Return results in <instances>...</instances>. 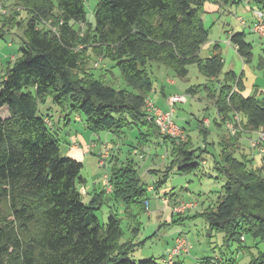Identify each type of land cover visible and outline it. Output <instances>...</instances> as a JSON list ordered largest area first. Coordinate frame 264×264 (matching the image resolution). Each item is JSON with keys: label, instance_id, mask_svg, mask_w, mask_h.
Listing matches in <instances>:
<instances>
[{"label": "trees", "instance_id": "1", "mask_svg": "<svg viewBox=\"0 0 264 264\" xmlns=\"http://www.w3.org/2000/svg\"><path fill=\"white\" fill-rule=\"evenodd\" d=\"M207 1L99 0L94 26L87 22L86 0H15L11 13L4 4L0 21L4 26L17 23L23 38L19 57L0 81V110L7 106L10 112L0 116V264H159L155 258L136 262L129 257L134 244L121 242L118 212L111 211L106 223H101L96 210L103 192L85 199L80 190L86 181L84 163L63 156L55 121L49 125V115L39 107L51 99L63 122H70L72 113H82L86 128L95 133L106 130L121 136L136 127L141 134L139 145L155 137L167 145L171 162L163 178L152 183L154 192L172 170H197L208 145L196 147L190 134L186 141L163 135L148 117L147 101L155 87L149 68L154 61L179 77H186L188 65L195 63L209 82L216 80L218 89L208 83L205 87L215 97L220 125L239 113L243 129L264 126V98L236 91L235 86L245 88L242 75L232 70L223 74L220 53L214 51L206 60L200 57L209 37L202 19ZM253 1V7L264 9V0ZM22 10L27 17H21ZM84 25L87 30L82 35ZM230 40L245 62L252 61L253 46L245 32L233 33ZM91 47L120 68L127 87L116 88L103 77L95 78L93 71L84 70L81 75L82 53ZM199 133L207 143L209 127H199ZM239 133L225 138L219 158L213 155L214 171L226 183L217 205L204 215L212 229L227 233L228 243L244 241L249 235L264 242L263 170L250 156H236ZM109 178L111 194L125 204L126 212L134 205L148 211V184L134 158L115 162ZM252 257L264 264V250ZM175 259L170 264H183ZM217 263L237 264L223 254L204 259V264Z\"/></svg>", "mask_w": 264, "mask_h": 264}, {"label": "rangeland", "instance_id": "2", "mask_svg": "<svg viewBox=\"0 0 264 264\" xmlns=\"http://www.w3.org/2000/svg\"><path fill=\"white\" fill-rule=\"evenodd\" d=\"M6 1L0 0V4L3 9L5 8L4 4L7 5L5 9L6 11L8 10V13H11L14 9L12 7L15 5V0ZM98 2L99 0H86L85 2L87 22L93 26L95 25V8ZM205 4L217 5L218 8L216 12H208L209 10L206 11L205 9L202 13L203 23L209 30V37L205 43L206 45L204 44L205 46L203 45L204 47L200 51V57L204 60L209 58L214 52V44L219 43L224 61L229 51L228 49H232L230 59L224 65L223 74L234 70L233 67H230V63L233 61L232 58H234L237 62L234 71L240 75L245 70V81L249 80L248 82H251L255 76H260L259 81L264 80V68L261 65L264 60L263 41L252 30V27H244L239 21V17H243L246 21H251L252 14L245 10V6L250 4L253 7L255 5L254 1L241 0L240 4L231 3L223 5L220 3V0H209ZM16 6L20 7L19 4ZM21 17H27L25 10L21 11ZM86 30V25L81 27L80 31L82 35L85 34ZM231 32L246 33V40L253 46L252 61L244 62L240 55L234 52L233 46L230 45ZM22 38L23 29L17 23L4 26L3 22L0 21V81L8 66H12L16 58L19 57ZM82 45L78 46V48L81 49L84 46ZM94 50V47L86 48L82 53L84 62L79 71L81 75L83 76L84 70L93 71L95 78L101 79L103 77L106 82L116 88L127 87L120 68L109 58L104 59L102 55L98 56ZM149 69L155 83V88L152 91L153 98L156 101L161 100L159 106L164 109H166L164 103L166 101L164 98L158 97L161 86H165L167 93L185 94V89L189 87H195L199 90L200 99L197 96L192 97L188 94L187 102L176 104L174 117L178 125L187 126L188 131H185L188 136L190 134L194 138L196 147L208 145V152L203 154V158H206V163L203 164V162L199 161L198 169L191 172L182 173L178 170H172L167 180L158 190V193L162 197H167L171 201L184 200L186 202H195L199 206L191 208L192 210L190 211L186 210L182 214L177 213L175 216H171L170 211L167 214L166 205L159 195L149 191L150 205L148 211H142L138 205H134L130 211L126 212L125 204L122 201H116L104 185L105 175L111 173L113 161L107 160L106 166H99V156L97 153L101 145L103 142H110L109 148L112 147L116 155L122 160L132 156L139 164L142 179L149 183L163 178V171L166 169L167 162H171L168 146L164 143H159L160 140L156 137L152 138L151 142L145 146L139 145L141 134L140 130L136 127L134 129H126L121 136H117L113 132L106 130L100 131L99 134L95 133L85 127L83 120L76 119L78 116L84 119V115L77 112L70 115L72 120L70 125H65L63 121L59 125L58 120L61 114L59 107L51 99L45 104L41 102L39 107L41 112L45 114L50 113V118L56 123L54 129L59 132L63 156L69 157L66 154L68 148L66 140L68 141L69 134L80 133L88 138L89 141L90 138H94L95 141L100 143L96 151L97 153L89 154L82 170V175L86 179V184L82 185V187L90 192L87 196L86 191L83 189L82 192L85 195V199L87 201L91 199V192H103L104 199L99 205L100 208L96 210V213L101 223H106L111 211L114 213L118 212V215L122 219L123 236L121 242L131 241L134 244L129 250V257L136 262L155 258L159 264H170L167 262V257L174 239L179 234H183L188 237L193 246L190 253H182L176 256V259L182 258L183 264H204V259L207 257H215L222 254L233 258L237 264H257L252 254L257 257L260 251L264 250L263 241H255L249 235L244 241L237 239L228 243L227 233L223 230L212 229L207 217L204 215L205 210L217 205L219 198L224 194V185L226 183V179L220 177L214 171L213 155L218 157L221 149L218 134H224L225 131L224 129L219 131L216 127L215 121L216 119H220L217 118L214 104H211L208 100L210 99V91L209 88L205 87L207 85V77L199 70L198 65L195 63L188 65L189 73L186 77H179L174 70L158 61H154ZM221 77L223 78V75ZM170 79H175L176 83L174 85L170 84L168 82ZM214 84L213 86L210 85V87L214 89L218 88V83ZM179 88H182V90ZM9 113L7 106H4L0 110V116L3 118L9 116ZM200 117L204 126H207L205 118L211 121V134L207 137V143L204 142L203 135L199 133L197 126ZM107 135H109L108 140L106 139ZM99 136L102 141L98 140ZM241 142L242 148L237 150L236 156L239 158H243V155L251 156L250 143L246 138ZM135 150L137 151L136 153ZM130 151H132V154H129ZM141 153H146V157H141ZM151 169H158L160 172L151 173ZM165 192H168L167 196L164 195ZM241 245L246 247H240Z\"/></svg>", "mask_w": 264, "mask_h": 264}, {"label": "crops", "instance_id": "3", "mask_svg": "<svg viewBox=\"0 0 264 264\" xmlns=\"http://www.w3.org/2000/svg\"><path fill=\"white\" fill-rule=\"evenodd\" d=\"M234 4H240V1L239 2H237V3H234ZM217 8H218V6L217 5H209V4H205V9H206V11L207 10H209L208 12H216L217 11ZM253 8H255V7H251L250 6V4H248V5H246L245 6V10L248 12V13H250V14H252V19H251V21H247V24H245V25H243L242 23H241V25H243L244 27H252V24H253V22H254V15H253ZM234 32V31H233ZM233 32H231L230 33V37H231V35L233 34ZM231 43V42H230ZM206 45V44H205ZM204 45V46H205ZM216 45H218V47L217 48H215V44H214V46H213V49H214V51L215 52H218V53H220L221 54V56H223V54L221 53V51H220V44L218 43H216ZM230 45H232L233 46V48H234V52H237L238 54H239V52H238V50H237V48H236V46L235 45H233L232 43L230 44ZM203 46V47H204ZM229 51H228V53L226 54V59H225V61H224V65L227 63V61L230 59V52L232 51V49H228ZM214 53V52H213ZM240 55V54H239ZM240 57L242 58V56L240 55ZM233 59V61H232V63H230V67H233L234 68V70H235V67L237 66V62H236V60L234 59V58H232ZM242 60H243V58H242ZM244 61V60H243ZM245 62V61H244ZM261 65H263V68H264V60L262 61V63H261ZM233 70V71H234ZM231 71V70H230ZM236 72V71H235ZM263 73H264V71H263ZM237 74V73H236ZM242 75V79H243V83H244V90H240L237 86H235V88H236V91H238L239 93H241L243 96H245V97H248V96H251V95H257L258 97H260V98H264V80H261V81H259V77L260 76H255V78L253 79V80H251V82H248L249 80H247V81H245L244 80V75H245V70L243 71V73L242 74H240V75H238L237 74V76H241ZM207 80V83H208V87L211 85V86H213V85H215L214 83H217V81L216 80H214V82H210L209 83V79L207 78L206 79ZM170 84H175L176 82H175V79H170L169 81H168ZM219 85V84H218ZM155 88V87H154ZM190 88V87H189ZM189 88H187V89H185V94H178V93H167V91H166V89H165V86H161L160 88H159V98H164V100L166 101V102H164L165 103V107H166V109H164V108H162L161 106H159V102H161V100H158V101H156L154 98H153V93H151L150 94V97H149V101H151L152 103H154L155 104V106H157V107H159V108H161V109H163V110H169L170 108H171V101H170V98L172 97V96H174V95H184V96H186V100H183V101H179V102H187V95L189 94V95H191L192 97H198V99H200L199 98V90H189ZM180 90H182V88H179ZM218 89V88H217ZM209 97H210V99H208L209 100V102L211 103V104H214V106H215V108H216V112H217V118H219L220 119V117H219V115H218V108H217V105L215 104V97H212V95H209ZM179 102H176V104L177 103H179ZM176 104L174 105V108H175V110H176ZM49 115V117H50V113L49 114H47V116ZM174 116H175V112H174ZM61 117H62V115L60 114V118H59V120H58V124L59 125H61L62 124V119H61ZM233 118V117H232ZM241 118H242V116H241ZM51 119V118H50ZM76 119H78V120H82L83 118L80 116H78ZM174 119H175V117H174ZM200 119H201V117H200ZM199 119V122H198V128L199 127H201V126H204L203 125V121H202V119L200 120ZM242 120H243V118H242ZM51 121H54V120H52L51 119ZM72 121V120H71ZM71 121L69 122V121H65L64 122V124L65 125H70V123H71ZM202 121V122H201ZM209 122V123H208ZM205 123H207V127H209V129H210V134H211V121L209 120V119H207V118H205ZM54 124H55V126H56V123L55 122H53V126H54ZM215 124H216V127L218 128V130L220 131V130H223L224 129V131H225V133L223 134V133H220V134H218V141L220 142V145H222L223 143H225V138H228L227 136L228 135H230L229 134V131H228V129L226 128V125H225V123H223V125H220V122H219V120L218 119H216V121H215ZM180 126V125H179ZM85 127H86V125H85ZM183 129H185V130H187V126L186 125H183V126H181ZM260 128H264V126L263 127H260ZM259 128V129H260ZM89 130V129H88ZM188 131V130H187ZM258 131L257 130H255V131H249V130H245V129H242L241 131H240V133H239V139H238V141H237V145H239V147H240V149L242 148V142L241 141H243L245 138H246V140L250 143V148H251V158H253L254 159V163L256 164V166H258V167H260V164H259V162H260V159L261 158H263L264 157V152L263 153H261L260 154V148H264V142H262V144H261V146L260 147H253V145H252V141H253V139L257 136V133ZM99 134V133H98ZM108 136L109 135H107V137H106V139L108 140ZM99 139V141H102L101 140V137L99 136L98 137ZM92 139V140H91ZM218 142V143H219ZM62 143V142H61ZM66 143L68 144V148H67V151H66V154L69 156V157H72V158H74V159H76V160H78V161H82L83 163H85L86 162V160H87V157L89 156V154H96L97 152V148H99V142L98 141H95L94 140V138H90V141L88 140V138H86V137H84L82 134H80V133H74V134H69V139H68V141L66 140ZM109 143L110 142H103V144L101 145V148H100V150H99V152L97 153V155L99 156V158H100V154H101V151L103 150V147L105 146V145H107V147H108V149H109V158H108V161H113V164L115 163V162H123V161H125L127 158H129V157H127L125 160H122L118 155H116V152H115V150H113V148L112 147H110L109 148ZM214 143H216V142H214ZM118 148H119V146H118ZM137 151L135 150V153H136ZM146 153L144 154V153H141L140 154V156L141 157H143V158H145L146 156ZM132 157V156H131ZM218 158H219V156H218ZM206 163V158H205V160L203 161V164H205ZM113 164H112V166H113ZM111 175V173L109 174V176ZM86 180V179H85ZM104 180H105V178H104ZM153 181H154V179H153ZM152 183L153 182H147V184H148V190H149V186L150 185H152ZM85 184H86V181H85ZM105 185V184H104ZM83 187L82 186H80V190L81 191H83ZM87 189V188H86ZM85 190V189H84ZM86 191V193H87V196L89 195V191L88 190H85ZM150 191V190H149ZM149 191H148V193H149ZM167 191V190H166ZM108 192H111V190H109L108 189ZM152 192H154V191H152ZM83 193V192H82ZM112 193V192H111ZM154 193H156V194H158L159 195V197L163 200V199H165L166 197H162L161 195H160V193H158L157 191L156 192H154ZM96 194V192H94V193H92L91 192V198L94 196ZM164 195L165 196H167L168 195V192H165L164 193ZM181 201L182 200H170L169 199V204L168 205H166V211H167V214H168V211H170V215L171 216H175V214H177V213H172V211L170 210V207L171 206H174V205H176V203L178 204V202L179 203H181ZM184 201V200H183ZM182 201V202H183ZM150 205V204H149ZM199 205L197 204V207H198ZM190 210H192V209H188L187 211H190ZM186 212V211H185ZM182 214V213H181ZM170 220V219H169ZM174 243H175V239H174V242H173V245H172V247L174 246ZM171 247V248H172ZM175 261H181L182 263H183V261H182V258H177V259H175Z\"/></svg>", "mask_w": 264, "mask_h": 264}, {"label": "built area", "instance_id": "4", "mask_svg": "<svg viewBox=\"0 0 264 264\" xmlns=\"http://www.w3.org/2000/svg\"><path fill=\"white\" fill-rule=\"evenodd\" d=\"M0 11H3L1 4H0ZM253 15H254V22L252 24V30L260 36L264 44V9L261 8L253 9ZM239 21L243 25L247 24V21L243 17H239ZM183 100H186V96L184 95L172 96L170 98L171 108L169 110H163L155 106V104L152 103L151 101L149 100L147 101V111L149 114L148 117L154 120V122L158 127L159 132L163 135H170L172 137H175L177 138L178 141H186L188 139V135L185 129L179 126L174 119V112H175L174 105L176 104V102ZM46 121L49 125H52V121L50 118H47ZM224 123L226 125V128L232 135H236L239 131L243 129L242 118L239 113H236L233 116V118L226 119ZM257 131L258 134L252 141L253 147H260L262 142H264V128H260ZM263 152H264V148H260V154ZM108 158H109V149L107 145H105L100 154V158L98 161L99 166L101 167L106 166ZM259 164L263 170V175H264V157L260 159ZM104 184L109 190H112V184L110 182V178L108 174L105 175ZM149 190L154 191L153 185L149 186ZM163 201L165 205L169 204V199L167 197L163 199ZM196 206L197 204L195 202L183 201L179 204L171 206L170 210L172 211V213H179V212L182 213ZM147 209L149 210V201H147ZM192 247H193L192 243L190 242L188 237H186L185 235H179L176 238L175 244L167 257V262L172 263L174 261V258L182 253H190Z\"/></svg>", "mask_w": 264, "mask_h": 264}]
</instances>
